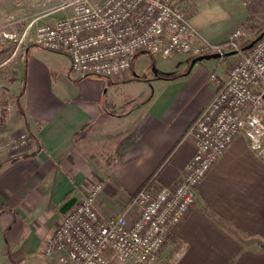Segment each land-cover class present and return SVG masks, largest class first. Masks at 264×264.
Segmentation results:
<instances>
[{
	"label": "crops",
	"instance_id": "0c3cea01",
	"mask_svg": "<svg viewBox=\"0 0 264 264\" xmlns=\"http://www.w3.org/2000/svg\"><path fill=\"white\" fill-rule=\"evenodd\" d=\"M192 1L175 0L214 43L225 42L237 28L243 29L242 43L264 31V20L257 19L255 38L243 28L251 23L232 18L221 3ZM20 46L10 88L18 107L0 125L13 133L28 130L33 142L0 164V264H62L59 253L43 251L64 214L62 205L102 181L97 207L104 216L117 215L156 170L152 189L175 186L195 152L186 133L219 84L197 61L180 75L170 72L156 94H126L120 86L140 79L134 66L139 53L126 76L76 77L68 55L31 41ZM159 259L264 264V152L254 150L244 134L202 180L195 204Z\"/></svg>",
	"mask_w": 264,
	"mask_h": 264
},
{
	"label": "built area",
	"instance_id": "2783aa9c",
	"mask_svg": "<svg viewBox=\"0 0 264 264\" xmlns=\"http://www.w3.org/2000/svg\"><path fill=\"white\" fill-rule=\"evenodd\" d=\"M42 0L44 9L23 34L39 47L71 59L76 77L119 78L131 72L141 52L201 56L236 50L238 56L213 98L189 127L195 146L183 177L175 186L144 189L129 197L125 210L104 216L97 199L104 185L95 183L77 199L46 238L43 251L59 253L63 264H167L159 253L196 202V190L221 154L239 134L264 152V31L242 47L243 29L223 43L205 37L175 0ZM72 13L54 23L41 19L57 10ZM34 33L29 36L31 28ZM33 142L28 130L0 131V164Z\"/></svg>",
	"mask_w": 264,
	"mask_h": 264
},
{
	"label": "rangeland",
	"instance_id": "374dc122",
	"mask_svg": "<svg viewBox=\"0 0 264 264\" xmlns=\"http://www.w3.org/2000/svg\"><path fill=\"white\" fill-rule=\"evenodd\" d=\"M193 1L192 3L195 4L196 1ZM215 1L221 3L222 7L226 8L232 18L241 21V23L249 21L251 25L249 27L243 26V28H245V30H247V28L250 29L249 31L253 33V36L255 38L257 37L255 33L258 29V26H256L257 19L261 21L264 20V0ZM59 3H61V0H55L50 5ZM43 9L44 5H42V0H11V3L0 2V117L4 116L6 122L8 121V117L11 116L18 107L16 105L17 95H13L10 91L15 79L12 69L14 66L13 64H15V60L22 51V46H20V44H27L30 42L28 38L23 39L24 32L27 30L30 21L35 16L37 17L42 14ZM70 13H72L71 8L66 10L60 9L44 16L41 20L43 22L54 23ZM34 31L35 27L31 28V34H33ZM237 56L238 53H235L230 56L198 62H203L206 65V68L209 70V75L215 73L222 76L224 73H227L230 66L236 61ZM192 61L193 58L188 57V55L184 53L164 56L141 52L137 55L134 62L140 79H133L128 83L122 84L120 89L126 94L137 92L139 95L148 93L151 96L159 92L163 87L166 80L164 77H168L167 75L170 72L175 74L174 76L187 72L192 65Z\"/></svg>",
	"mask_w": 264,
	"mask_h": 264
},
{
	"label": "water",
	"instance_id": "95a60500",
	"mask_svg": "<svg viewBox=\"0 0 264 264\" xmlns=\"http://www.w3.org/2000/svg\"><path fill=\"white\" fill-rule=\"evenodd\" d=\"M262 35V34H261ZM261 35H259L256 39H254L250 44H248L247 46L244 47V49H248L250 47H252L256 41L261 37ZM237 53L236 50H232V51H226L224 53H212V54H205V55H201V56H197L192 64H194L197 61H202V60H210V59H216V58H221L223 56H230ZM77 197L73 196L71 198H69L61 207V212L65 213L70 207H72L75 202L77 201Z\"/></svg>",
	"mask_w": 264,
	"mask_h": 264
},
{
	"label": "trees",
	"instance_id": "16d2710c",
	"mask_svg": "<svg viewBox=\"0 0 264 264\" xmlns=\"http://www.w3.org/2000/svg\"><path fill=\"white\" fill-rule=\"evenodd\" d=\"M251 43V41L250 40H248V41H246V42H243L242 43V47H245V46H247L248 44H250ZM20 112H21V110H20ZM21 114H22V112H21ZM5 122V119H4V116H1L0 117V124L1 123H4ZM1 126V125H0ZM7 128L6 127H4V126H2V127H0V131H2V130H6ZM157 171L158 170H156L155 172H153L142 184H141V186H140V188L138 189V191H140V190H144V189H147V190H149V189H152L153 188V184H154V182H155V179H156V173H157ZM137 191V192H138Z\"/></svg>",
	"mask_w": 264,
	"mask_h": 264
}]
</instances>
